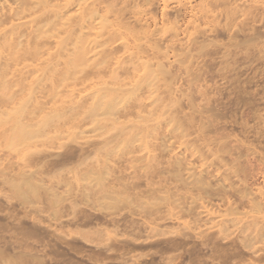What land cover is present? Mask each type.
<instances>
[{"label": "rangeland", "instance_id": "rangeland-1", "mask_svg": "<svg viewBox=\"0 0 264 264\" xmlns=\"http://www.w3.org/2000/svg\"><path fill=\"white\" fill-rule=\"evenodd\" d=\"M27 1V7L20 9L11 0H0V33L6 35L5 42L0 39V68H3L7 80H16L0 82V88H4L0 92V111L5 121L0 125V248H6L5 252L2 251L4 254H0V264H35V260L27 257L18 260L11 256L19 251L37 252L40 249L46 253L43 259L52 258L50 264H135L129 260L135 257H138L136 264H264V0ZM32 3L36 4L30 6ZM110 8L112 12H107ZM14 9L19 10V15L14 13ZM126 26L139 32H123ZM17 40L23 41V45L20 43L15 51L17 47L13 44ZM80 58L86 61L82 59L83 62L79 63ZM70 59L74 62L76 59L75 66H69ZM114 75H119V78L113 79ZM103 88H111L113 92L118 91L119 96L124 95L120 105L122 107L127 101L124 108L129 110L125 112L126 117L120 116L117 123L111 124L109 120L104 130L95 132L92 128L95 121L92 122V115L85 114L84 110ZM154 99H159L156 100L157 105H154ZM78 101L81 103L76 106L79 113L67 111L61 115L62 120H54L41 128L40 136L28 146L17 143L14 150L8 146L16 124L38 125L42 117L54 115L48 114L52 110H67ZM24 103L25 111L23 109L13 117L8 115L15 108H22ZM144 105L142 112L139 108ZM140 113L146 116V121L141 123L135 120ZM188 114L192 120L195 119L191 125L190 118L186 122L184 120L183 115L188 118ZM56 117L60 115H54ZM171 117L175 118L170 122ZM175 120L179 126H174ZM143 122H146L145 126ZM133 123L137 126L133 127ZM147 125L149 129L145 128ZM146 133H152V138L156 136L154 140L148 138L153 143L156 140V146L153 147L152 140L140 146V140ZM86 134H93L92 144H85L87 149L99 147L108 140L111 141L109 146L121 140L123 143L120 145H123L126 138L134 134L136 139L139 138V144L135 138L132 143L137 146L136 154H145L146 150L158 152L156 148L161 137L172 136L173 148L159 154L161 163L164 158V162L168 161L167 157L173 152L175 155L185 152L188 158L192 155L190 159L195 166L199 165L197 171L204 169L209 162L207 169H210L213 184L222 183L226 189H214L211 194L198 195L192 203L193 213L183 214L172 225L169 223L168 227L171 225L174 230L183 229L181 232L187 233L190 241L185 244H114V249L107 252V256L101 255L102 261L101 257L99 260L92 256L95 244L82 241L83 245L79 244L83 252L80 253L78 248L56 247L54 230L62 227L74 233L79 229L88 230L89 226L75 228L76 225L66 223L67 226L56 223L52 226L53 221L47 224L49 220L44 218L52 211L47 204L52 196L50 192L49 200L46 191L38 195L39 210L30 205L22 208L12 183L22 180L23 174L29 170L45 165L40 169L41 174L46 179L50 177L49 182L61 181L59 189L61 186L65 189L63 183L66 180L75 186L78 180L80 188L77 186L76 189L83 188L85 182L82 180L80 185L79 179L86 167H77L75 159H79L80 143L85 141ZM17 149L22 150L21 154ZM192 149L193 153L188 152ZM130 150L128 147L122 162L126 163L129 156L135 154H130ZM58 151L63 153L62 157L72 160L57 165L47 163L46 160L52 159L51 155ZM56 171L62 172L56 174ZM244 187H248L246 191L249 194L242 197ZM77 191L72 190V198L81 193ZM102 192L94 194L100 196ZM7 196L16 202L13 207L9 206V211L5 203ZM235 204L241 205L236 210L241 215L235 214L236 211L233 213ZM166 207H170L168 211L173 208L171 205L163 208ZM87 208L82 206L78 213L75 211V223L98 213ZM122 209L117 216L121 220L119 225L123 226L119 227L120 233L124 235L123 232L127 231L128 237L134 236L142 241L149 230L147 224L144 228L146 221L143 223L142 216H139L140 220L136 215L129 216V208ZM4 213H12L14 219L20 217L22 220L7 218ZM99 214L100 211L96 216ZM36 217H42L48 228L32 227ZM71 217L73 219V214ZM64 218L63 221H70V217ZM187 219L191 224L186 222ZM218 221H222V226ZM102 225L105 224L96 223L90 229ZM141 227L144 229L140 230Z\"/></svg>", "mask_w": 264, "mask_h": 264}, {"label": "bare ground", "instance_id": "bare-ground-1", "mask_svg": "<svg viewBox=\"0 0 264 264\" xmlns=\"http://www.w3.org/2000/svg\"><path fill=\"white\" fill-rule=\"evenodd\" d=\"M11 1H13L16 5H19L20 9L22 6H24V9L27 7L25 5V2H28L27 0H11ZM78 1L85 2L86 0H78ZM35 4L32 3L30 6H33ZM37 4H39V3H37ZM107 12H112V9L111 8L108 9ZM14 13L19 15V10L14 9ZM84 15L88 16V14H84ZM89 17H92V16L90 15ZM86 19H87V17H86ZM1 24H2V22L0 20V26H1ZM141 28H142V26H141ZM124 29H125L124 31L122 29L121 30L123 32H128V33L139 32V30L136 29L137 30L136 31L133 27L130 28V27L126 26ZM139 29H140V27H139ZM145 30L146 29H144V32H145ZM5 36L6 35H4V33L3 34L0 33V39H4ZM4 42H5V39H4ZM20 43H21V45H23L22 44L23 41L19 42L18 40L14 43L15 45L13 44V47H17V48H14L15 51H16V49H18V47H20ZM1 45H2V43L0 42V46ZM86 50H87V47L85 48V52H86ZM0 54H1V51H0ZM83 54H84V51H83ZM82 59L83 58L78 59L79 63L81 61L83 62L84 59L83 60ZM84 61H86V60H84ZM68 62H69L68 64H70L69 66H72V65L75 66L74 63L76 62V59H75V62L72 59H70ZM77 65H78V62H77ZM81 65H82V63H81ZM116 75L113 76V79L119 78V75L118 76H116ZM14 81H16V80H12V81L7 80V77L5 76L3 68L2 69L0 68V82H14ZM119 81H120V79H119ZM120 83H122V82H120ZM5 88L9 89L8 87H5ZM2 89H4V88H0V90H1L0 92H3ZM103 89L99 93L98 96H96L98 94L97 93L95 95L96 97L94 96V99L92 98L93 100H91L88 103L86 110H84V113L86 112L85 114L89 113L90 116L92 115L91 120H92V122L95 121V122H93L92 128L95 132L104 130V128L107 127V124H108L107 121H109V120L111 121V122H109L111 124L115 123V122L117 123V120L120 118V116L127 115L126 114L127 110H129L128 108L127 109L124 108L125 104L127 103L126 100H125L126 103L124 102L125 104L122 105V107L120 105V104H122L121 100L125 99L124 95L119 96L118 91L113 92L111 88L110 89L109 88L108 89L103 88ZM116 90H118V89H116ZM92 97H93V95H92ZM156 100L157 99H154V105L156 103L158 104L157 101L159 99L157 101ZM26 102L27 101H25V103ZM78 102L75 104V106H68L67 110H64L61 108H60L61 110L59 108H58V110L54 109L55 111L52 110V112H50L48 114L60 115V117L54 118V115L53 116L52 115H46L40 119L38 125L30 126L27 124H23L21 126V125L16 124V126H14V128L12 130L13 132L11 135V141H9L10 144L8 146H10L11 149H13V150L15 149V146L17 145V143H20L21 146H23V147L28 146L34 138L40 136L39 135L40 133H38V132H40L39 130H41V128L49 126L52 122H54V120H57V121L62 120L61 115H64L65 113H67V111L69 113L74 114V110H75V112L79 113L80 111L76 110V106H80L81 101L79 102V104H78ZM25 103L23 104L22 108L21 107L15 108V109L13 108L14 110H12V112L11 111L9 113L7 112L8 115L13 117V116H17L18 114H20L25 107ZM122 108H124V110H121ZM26 109H27V107H26ZM26 109H24V111ZM139 109H140V111L142 109H145V105L141 106V108H139ZM142 112H143V110H142ZM151 114L153 115V112ZM1 115H4V114H2V111H0V125L4 121V117L2 118ZM8 115H7V117H8ZM183 116H184L185 122L187 121L186 119H189V118L191 119V117H190L191 115H189V114H188V116H189L188 118H186L185 115H183ZM137 117L140 121L136 118L135 119L136 122L138 121L139 123H141V121H146V116L142 115L141 113L138 114ZM148 117H149V114H148ZM157 118H159V117H157ZM173 118H175V117H171L170 118L171 120L169 119L168 121L171 122L173 120ZM193 118H195V117H193ZM181 119L183 120V117H181ZM190 119H189V122L191 125L192 121H194L195 119L194 120L191 119V121H190ZM135 120H132V121L135 122ZM148 120H150V119H148ZM182 120H179V121L181 122ZM189 122H187L186 125ZM119 123H121L120 120H119ZM135 123H133V124H135ZM143 123H142V125H143ZM145 124H146V122L144 123V126H145ZM173 124H174V126L175 125L179 126V123L177 121H176V124H175V122ZM183 124H184V122H183ZM105 125H106V127H105ZM139 125L140 124H138V126ZM132 126L135 127V126H137V124L132 125ZM174 126H173V128H174ZM145 128H148V125ZM151 128H152V126H151ZM134 134L131 137L128 136L127 137L128 139L126 138V141H124L125 143L123 145L122 144L120 145V143H123V140H121L120 143L116 142L115 145L113 144V146H109V145H111V144H109V143H111V141L108 140V141H105L101 144L99 143L100 144L99 147L92 148V149H87L85 144H87L88 146H90L92 144L91 137L93 134L92 135H89V134L85 135V138H86L85 141L80 143L81 154H80L78 160L75 159L77 161V162L75 161L77 164L74 163V167H75V164L77 167L80 165H85V167H86L85 172H83L82 176L80 175L81 177L79 179V182L81 181L80 185L82 184V180H83V183L85 182L84 185L82 184L83 188H81V189H79L80 186H78V180H77L76 186H75V184L73 185V183H70L71 182L70 180H69L70 182H68L66 180L67 182L65 181V183H63L65 189L64 190L61 189V188H63L61 186V188H60L61 191H60L58 186H60L59 184H62L61 181H60V183L59 182L55 183L52 181L49 182L51 180V178L49 177L48 179H46L41 174L43 172H41L40 169H42V167H44L45 165L44 166L42 165V167H40V168H34V169L29 170L26 174H23L22 180H20L19 182L16 181V184L12 183L13 188L15 187L14 190H16L15 191L16 194H18L17 200L20 201V206H22V208H23V206L30 205L32 207L33 206L36 207V209H37V207H39L38 205L40 202L39 196L44 194L42 191L47 192V195H46L47 200H49L48 199V197H49L48 191L50 192V195H52V196H50L51 197L50 203H48V201H47V204L50 206V207L48 206L49 209L52 208V211L50 213L49 212L46 213V218H44L45 220H49L48 222H46L47 224H52V222H50V221H53L52 226H54L55 223L58 225L61 224V226H62V224L65 225V223L67 225H70V224L76 225L75 228H79V226L83 227V225L85 227L89 226L88 230L82 231L81 229H79L76 232H74V230H73L74 233H71L72 231L70 229H68V230H70V231H68V230L63 229L60 226L61 230L59 228V229H57L58 231L57 230L53 231L54 237H55L54 239H56L55 241H57V242H55L56 247H57V245H61V246L66 245L70 249L78 248V252L80 253V252H83V251H81V247L79 244V243L82 244V241H83V243L85 241L86 244L87 243L88 244L89 243L95 244V246L92 249V250H94V248H95V250H94L95 252L93 251L94 255H92V256L94 257V259H95V256L97 258L101 257V261H102L103 260L102 256H107L106 253L110 252L112 250V248H113L112 246L114 244H122V245L123 244H127V245L128 244H144V242H146V244H154V243H157V244H159V243H161V244H182L183 243V244H185L184 242L190 241V240H188L190 238L187 236V233H184L185 231L181 232L183 229L181 231L174 230V227H172L171 225L174 222H176L175 220H179L180 216H183V214L186 215V214H190L192 212V210H193V208H192L193 204L192 203L200 196V194L207 195V194H211L214 189H215V191L217 189H220V191H224L226 189V187L222 183L213 184V180L210 177V174H211L210 169L209 170L207 169L209 167V165H208L209 162L204 161V162H206V164H205L204 169H202L203 167L201 166V164H203V163L201 161L200 167H202V168L200 171H197V167L199 165L198 166L194 165L193 160L190 159L192 157V155L190 153H188V152L193 153V149L191 151L186 152V154L188 153L189 155H191L189 158L187 155H185V152H183V151L182 152L184 154H179L180 152H178L179 155L178 154L175 155L176 152H173L172 155H170L171 159H170V157H167L168 161L164 162L166 158H164V156L162 155L164 158V161H163L164 163L162 162L163 163L162 164L159 161L160 159L158 158L159 154H161V153L163 154L165 151H169V149L171 147L173 148L172 143L174 144V140L171 139L172 136H168L167 138L161 137L162 140H161V142L158 141L159 144L156 148V150L157 149L159 150L158 152L154 151L155 153L154 152L150 153V152H148V150H146L145 154H141L140 151H139L140 154H136L138 151V149H136L137 146L135 147L134 144H132V143H134L133 141L136 139L135 137H137V136L134 137ZM140 134L141 133L139 132L138 136ZM148 134H150V133H148ZM148 134L145 135L143 138H141V136H143V135L140 136V138H141L140 146L141 147L145 144L147 145L149 143V141H151L152 139L153 140L156 139V136L154 138H152L153 137L152 133H151L152 136H151V134L150 135H148ZM44 136L48 137L47 135H44ZM148 138H152V139L148 140ZM157 138H159V137H157ZM137 139H139V138H137ZM153 140H152V143H153ZM155 142L157 143L156 140H155ZM155 142L153 143V147L156 144ZM137 143H138V140H137ZM128 147H131V150L128 151L130 154L135 153V152L136 153L131 154V156H129L127 162L124 163L121 161V158L124 157L123 154H125V152L128 150ZM150 148H152V146ZM152 149L154 150V148H152ZM17 150L19 151V149H17ZM32 151H35V150H32ZM37 151L39 152V150H37ZM194 151H195V149H194ZM21 152H22V150L19 151V154H21ZM30 152H31V150H30ZM38 152H36V153L38 154ZM58 152L59 153H57L56 155L55 154L51 155L53 158L46 160L47 163L49 161L50 165L51 164L57 165V164H63V163H66V162H69L70 160H72L70 158L62 157L63 153H61L60 151H58ZM27 153H29V152H27ZM27 153H23V154L27 155ZM166 153H168V152H166ZM30 155H32V153H30ZM54 156H55V158H54ZM94 157H97V159H94ZM160 163L162 165H160ZM206 165H207V167H206ZM210 165L212 166V164H210ZM152 167H154V168H152ZM147 168H149V169L152 168V170L148 171ZM59 169H61V168H59ZM57 172L58 171H56V174H60L62 171L60 173H57ZM68 172L69 171H67V173ZM54 175H55V173H54ZM54 175H52V177ZM54 179H56V177ZM143 185H145V187L142 188ZM77 186L79 187L78 188L79 190L76 189ZM73 188L76 191L78 190L81 193H76L75 196H73V198H72V194H74V192H72V190H74ZM244 189L245 190H243V192L241 191L242 197H244L245 194H249V191H248V193L246 191L248 189V187L247 188L244 187ZM95 190L97 193L100 192V190L103 191L102 195H100V193H99L100 196H98V194L95 195L94 194V193H96ZM46 192H45V194H46ZM92 193H93V195H92ZM94 195L97 196L96 199H95ZM68 197H71L72 200H74V201H72L71 198H69L70 201H68ZM91 197H93L94 199ZM32 198H34V199H32ZM5 200H6V202H5L6 205L8 204L7 205L8 206L7 211H9L11 209V208L9 209V206H12V205L14 206V204H16V202L13 203V201H12L13 199H11L8 196L5 198ZM19 201H17V202H19ZM67 203H68V205H66ZM45 204H46V202H45ZM167 205H171L173 207L171 211H168V209L170 207L169 208L166 207V209L163 208L164 206H167ZM262 205H263V203H262ZM82 206L89 207L87 209H92L94 212L98 211V213H99V211H100L99 215L101 216L104 214L107 217V219L102 220V219H105L106 217L104 218L101 216V218H102L101 219L100 216L99 217L96 216V214L98 215V213H95V215L90 214V216L86 217L85 220L83 219V221L81 223L79 221L77 223H75L76 220L74 221V219L77 218L76 214L79 212L78 208H80ZM239 206L241 207V205H239V204L236 205L233 209L234 211L231 210V212L233 211V213H234L236 210H239ZM32 207H30V209H33ZM122 208H129V209H127L129 212V216L136 215V216H138V218H139V216L140 217L142 216L143 223H144V220L146 221L145 224H143V223L142 224L145 225V227H144L145 229H146V224H147V227H148L147 229H149V230L147 231L148 234H145V238L143 239L144 241L143 240L139 241V238L137 239L134 236L128 237V235L126 234L127 231L123 232L126 234L127 237L124 236L125 234L123 235L122 233H120L119 227L121 225H119V224H120L121 220L117 216H118V214ZM162 208H163V210H162ZM175 208H178L177 212H174ZM183 208H185V209H183ZM24 209H25V207H24ZM36 209H35V211L39 210V209H37V210ZM208 209L209 210L207 212L210 211V208H208ZM261 209H263L262 206H261ZM122 210H124V209H122ZM75 211H77V213ZM211 211H212V208H211ZM71 212L73 214V219H71L72 218ZM101 212H102V214H101ZM128 212H127V215H128ZM242 212H244V211H242ZM194 213L195 214H193V215L196 216L197 215L196 212H194ZM68 214H70V215H68ZM120 214H121V212H120ZM235 214L241 215V212L238 213V211H236ZM5 215L7 216V218H9L13 214L11 213V215H10L9 213H6ZM65 215H67V216H65ZM0 216H2V215H0ZM13 216H11L10 218L14 219ZM64 216H65V218L70 217V221H63L62 218H64ZM74 216H76V217H74ZM119 217H122V216H119ZM187 217H189V216L187 215ZM19 218L16 217L14 220L18 221L17 219H19ZM36 218L37 219H35L34 222H32L33 223L32 227H35L36 229H38V228L47 229L48 228V226L45 225V222L43 221L44 219L42 217H39V218L36 217ZM134 218H133V220H134ZM138 218L136 217L135 219L138 220ZM21 220H20V222H21ZM79 220L81 221L80 218H79ZM131 220H132V218H131ZM139 220H140V218H139ZM184 220L185 219H183L182 222H184V224H185ZM193 220L194 219H192V221ZM23 221H22V223H23ZM135 221L136 220H134V222ZM141 221H142V219H141ZM186 222L188 224H191V222H188V219L186 220ZM196 222H197V220H196ZM221 222L222 221H220V222L218 221L220 226H222ZM22 223H20V224H22ZM93 223H95V224L96 223L97 224L102 223L105 225L104 226L102 225L101 227H98L96 229H93V228L90 229V227L95 225V224L92 225ZM169 223L171 224L170 227H168ZM193 223H195V222H193ZM12 224H14V223H12ZM15 224H18V223H15ZM215 224L217 226H219L216 222H215ZM67 225H65V226H67ZM132 226H134L133 223H132ZM122 227L123 226H121V228ZM161 227H163V229H159ZM213 227H216V226H213ZM144 228L141 227L140 230H142ZM210 228H212V227H210ZM135 230H136V228H135ZM208 230H209V227L207 228V231ZM53 233H51V234H53ZM168 234H170V235H168ZM161 236H162V238H161ZM138 237H140V236H138ZM157 237H159V238H157ZM153 238H155V239H153ZM55 245L53 244V246H55ZM114 247H115V245H114ZM125 247H126V245H125ZM59 248H60V246H59ZM61 249H62V247L60 248V250ZM70 249H69V251H70ZM0 250H1L0 254H4L3 252H5L6 248L4 250L2 248H0ZM92 250H91V252H92ZM45 254H43L42 249L38 250L37 252H32V251L27 250V252H22V253L20 251L16 252V255L13 254L14 256L12 255L11 257L13 259H18V260H19V258L27 257L26 259H31L33 261L35 260V264H47L48 261H49L48 264H50V260H52V258L50 260H47L44 257L47 261L46 262L45 259H43V256ZM65 255H67V253H65ZM15 256H17V257H15ZM130 257H128V258H130ZM9 258H10V256H9ZM65 258H66V256H65ZM97 258H96V260H97ZM104 258H106V257H104ZM126 258H124V259H126ZM26 259H24V260H26ZM129 260H131L132 262L134 261L136 264V260H138V257H135V259L130 258ZM128 262H130V261H128ZM19 263L21 264L22 262H19Z\"/></svg>", "mask_w": 264, "mask_h": 264}]
</instances>
